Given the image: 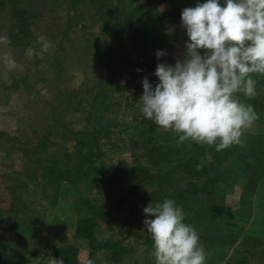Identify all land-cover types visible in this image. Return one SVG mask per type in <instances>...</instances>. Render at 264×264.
Masks as SVG:
<instances>
[{
    "label": "trees",
    "instance_id": "trees-1",
    "mask_svg": "<svg viewBox=\"0 0 264 264\" xmlns=\"http://www.w3.org/2000/svg\"><path fill=\"white\" fill-rule=\"evenodd\" d=\"M48 1L49 22L36 26V11L9 4L11 22L5 37L11 43L0 47V96L20 86L31 90L40 81L35 92L39 95L51 82L54 91L44 95V101L51 121L68 129L70 137L61 147L56 140L62 133L57 124L25 123L24 115L19 117L24 124L16 127L19 133L0 128V264H48L51 256L63 257L65 264H84L85 259L95 264L105 260L110 264H156L144 218L137 211L124 210L126 196L143 187L149 203L170 198L182 206L184 223L194 226L207 253L205 264L215 259H225V264H251L256 248L262 257L264 236L257 240L237 227L235 213L212 193L218 176L208 174L214 163L227 157L242 165L237 208L246 220L251 215V197L258 190L264 193V169L253 167V148L232 151L229 146L217 151L215 146L195 142L177 144V135L142 114L131 134L115 140L133 151L135 161L115 165L102 160L108 158L109 146H101L100 139L113 133L107 128L109 116L119 104L116 93L122 88L121 74L127 70L125 74L135 79L134 72L146 73L153 86L159 82L153 73L163 59L158 60L155 53L163 46L145 36L140 20L153 13L162 16L157 9L162 0ZM169 1L172 19H180L183 8L197 3ZM220 2L223 6V0ZM94 23L96 29L88 26ZM71 26L79 31L72 35ZM40 37L54 47L42 51ZM5 56L14 59L16 66L10 68ZM75 65L81 68L80 80L70 86L69 67ZM30 66H40L42 71L47 68L53 75L36 79L26 71ZM131 67L134 69L129 70ZM234 95L255 110L261 107L256 97L248 99L242 92ZM23 126L30 128L29 136ZM207 153H211L210 161L204 160ZM16 158L18 167L14 166ZM202 160L203 166L197 170ZM88 179L92 181L89 190L85 188ZM220 179L226 180L225 175ZM69 191L75 216L72 223L68 219L70 231L64 232L57 201ZM216 225L223 227L214 232ZM80 247L86 249L82 260Z\"/></svg>",
    "mask_w": 264,
    "mask_h": 264
},
{
    "label": "clouds",
    "instance_id": "clouds-1",
    "mask_svg": "<svg viewBox=\"0 0 264 264\" xmlns=\"http://www.w3.org/2000/svg\"><path fill=\"white\" fill-rule=\"evenodd\" d=\"M180 20L188 37L182 58L174 64L157 63L155 86L143 78L140 112L177 135V144L195 142L215 146L217 151L242 145V130L259 115L253 105L234 94L255 98L257 81L251 74L264 75V0H223V6L220 0L202 4L197 0L194 7L181 10ZM38 42L42 51L54 47L44 37ZM0 43L7 45L11 40L0 36ZM166 55L164 50L155 53L158 60ZM4 60L10 68L16 66L10 56ZM204 160L210 161L211 153ZM143 213L152 217L143 224L153 240L156 264H205L207 253L199 234L184 223L186 213L175 199L150 202ZM48 264L65 261L51 256ZM84 264L95 261L85 259Z\"/></svg>",
    "mask_w": 264,
    "mask_h": 264
},
{
    "label": "rangeland",
    "instance_id": "rangeland-1",
    "mask_svg": "<svg viewBox=\"0 0 264 264\" xmlns=\"http://www.w3.org/2000/svg\"><path fill=\"white\" fill-rule=\"evenodd\" d=\"M10 3H16L17 5H24L26 7L28 6L36 11L39 14V17L35 21V26L39 23L49 22L48 16L51 9L48 7L50 5L48 0H0V36L5 37V33L9 29L11 18L8 8ZM157 9L163 12L162 16L158 18L157 16H154L153 13L152 15L149 14L148 16L143 17V20L140 21H142L141 24L144 26L145 36L148 39H153L156 43H161L163 50L166 51L167 55L162 57L163 63L174 64L175 59L180 58L179 56L185 51L184 44L185 41L188 40L186 30L182 27L181 20L178 17L172 19L170 15H168L169 13L173 12L171 1L162 0L157 6ZM95 25L97 24H88V26L92 29H96ZM169 29H171L170 32ZM70 30L72 35L79 31L77 26H71ZM3 45V43H0V47ZM80 61L82 62L84 60ZM133 69V67L129 68V70ZM26 71L30 74V76H34L36 79H39L40 76L50 78L53 75V72L50 73L47 68L42 71L40 66L36 67L35 69L30 66ZM69 72L71 73V76L69 77V79L71 78L69 82L71 84L69 85L74 86L80 80L79 77L81 75V68L76 65L74 67L70 66ZM126 72L127 70L121 74L120 82L122 88L116 93L119 104L114 106L115 112L114 114L111 113L109 116L111 124H109L107 129L111 132L113 131V133L108 134L106 138L100 139L101 146H109V154L107 155L108 158L102 159L108 164H132L133 161H135L134 158L136 156L134 153H132L133 151H129V149L124 146V144L119 145L121 144V142L119 143V140H117V142H115V140L117 137H124L126 134H131L130 131L136 129L133 124H136L135 122H137V119H139L142 115L140 112L139 101V98L143 94L142 80L144 77L148 78L150 75L146 76V73L134 72L135 79H130V77L125 74ZM251 75L257 81L256 99L259 100H257V102L261 105V107L256 110L259 115V119L254 121L247 129L242 130L243 136L241 139L243 140V144L231 145L230 149L232 151H238L239 149H242L243 151H249L251 148H253V154H255L253 167L256 168L257 165V168L262 167L264 169V75L258 73H253ZM1 77L0 80L2 81ZM39 85H41L40 81L37 82L35 86L31 88V90H26L23 86H20L18 89L3 92L5 95L2 94L3 96H0V128L8 129L11 132L16 131L19 133V131L16 130V127H20L24 124V122L32 124V122L38 123L39 121L40 123L38 124H57L56 122L51 121L50 108L44 101L43 97L44 95L46 96V94L49 95L53 93V85L50 82V88H41V94L38 95L35 92L37 91V87ZM45 85L46 84L43 86L45 87ZM1 93L2 88L0 86V95ZM22 115H24V122L19 118ZM67 124L69 125V121ZM57 126L58 130L62 133L56 136V140L60 142L62 147L67 143L66 140L70 137V134L68 129L65 130V127L59 126L58 124ZM23 127L24 134L29 136L30 128L28 126ZM109 142L110 145H107ZM15 165L17 167L20 165L19 158L15 159L14 166ZM2 171L3 167L0 165V177L2 176ZM241 171L242 165L237 161H234L232 157L222 159L220 163H214L212 168H210V171H208V174L213 176L217 175L219 179L214 183L212 193L215 199H222L223 204L226 205V209L235 213V223L237 227L241 226V229L244 231V233L250 234L257 240H262L264 235L259 231H264V193H262L263 190H258L253 194L250 200L251 215L249 218L243 221V213H240V210L238 211L237 208L239 188L242 183V178L239 175V172ZM223 175H225L226 180L220 179V176ZM91 187L92 181L88 179L85 183V188L89 190ZM144 188L145 187H143V189ZM143 189H135L132 194L126 196L124 210L125 212H130L131 210L137 211L144 219H150L152 217H146V215L143 213V208L149 203V197L146 196V194L143 192ZM71 195L72 193L70 191L65 195H59V200L57 201V206H60L62 209H60L59 212L61 211L62 213L60 214V218L65 225V227H63L64 232L70 231L68 230V223H70L73 219V216H75L74 212L72 211L73 209L71 208ZM68 219L70 222H68ZM133 225H137V223H133ZM216 226L217 227L213 229L214 232L218 231V227H223V225ZM79 253L80 259L82 260L85 257L86 249L80 247ZM255 253L256 254H252L251 264H264V255L262 257L260 256L259 248H256ZM210 263L225 264V259H221L219 262L215 259Z\"/></svg>",
    "mask_w": 264,
    "mask_h": 264
}]
</instances>
